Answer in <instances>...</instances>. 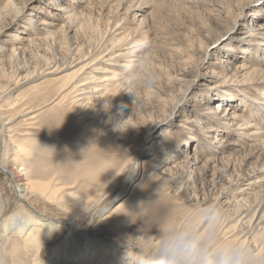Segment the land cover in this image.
I'll return each mask as SVG.
<instances>
[{"label":"rangeland","instance_id":"374dc122","mask_svg":"<svg viewBox=\"0 0 264 264\" xmlns=\"http://www.w3.org/2000/svg\"><path fill=\"white\" fill-rule=\"evenodd\" d=\"M65 8L70 10L68 14H64ZM261 26H264V0H0V47H17L19 44L15 42L16 36L34 37L30 44L22 45L27 48L25 51L16 54L8 52L0 58V73L4 75L0 78V85H8L7 90L0 95V106L5 108L8 103L14 102L19 106H33V109L43 107L38 111L39 127L47 131L53 140L38 142L37 137H28L29 148L33 150L35 160L40 154L49 158L43 163V168H53L61 184L71 186L67 192L86 199L91 209H70L71 206H65L67 203L50 204L37 200L30 201L35 208L29 205V210L36 215L40 214V217H51L60 222L76 219L79 223L77 226L82 230L121 207L122 212L116 216L126 224H135L137 234L142 235L143 232V235H148L150 229L181 216L188 206H200L202 203L198 204V199L199 202L203 201L210 191L214 197L220 193H233L234 187L229 186L227 180L223 183L224 191L220 192L222 186L218 191V188L212 191L213 179L203 173V163L197 165L198 170L193 171L185 162L189 160L185 159L187 155L194 156L196 152L201 159L215 154L210 152V143L217 137L224 138L227 134H206L208 137L200 138L204 141L201 143H196L197 139H187V135H190L197 124L205 128L214 124L206 113L212 112L218 103L225 107H235L237 113L243 116L241 122H254L264 132V106L258 104L261 107L258 108L250 101H264V51H261L264 50V45H260L261 49L256 51L252 45L255 41L250 38L253 32H259ZM42 28L47 29L44 32L40 30ZM141 36L149 37L154 43L155 81L150 86L136 87H132L133 83L130 82V88L133 89H128L131 92L128 96L133 103L126 107L119 108L124 100L120 101L117 96L109 101L111 103H107L106 108L93 105L97 109L92 107V112L100 117L102 123L98 129L101 130L100 133L98 132L96 139L92 138L86 134L83 126L75 122L71 107L67 103L60 105V99L51 103L59 96L58 89L62 85L56 78L68 75L77 68L68 69L69 71L60 75L45 77L41 76L42 68L71 62L83 55L109 59L97 66L110 67L130 47H133V51L139 48L131 42ZM145 55L148 54L143 50L135 52L133 56L136 57L131 60H139L140 64L141 56ZM230 61L231 64L228 63ZM245 63L257 70L252 76L253 79L246 83L242 80L245 72L239 71V67ZM94 68L96 67H91L88 72H92ZM140 69L127 70L124 75L135 77L138 71L141 73L144 70V66ZM17 81V84L21 82V86L17 85L15 88ZM13 111L6 112V116H10ZM111 115L116 117L113 122L116 121L117 124L114 127L115 136L109 139L105 138L103 132L106 125L104 121ZM157 121L161 122L157 124ZM183 122L185 125L180 127ZM26 128L23 126L21 131ZM78 129L80 130L77 131ZM5 134L10 135L7 132ZM118 135L126 142H133L130 146L133 145L131 149L135 150H131L123 142H118ZM263 137L261 141L264 140ZM162 138L167 141L164 146H170L182 154L181 158L166 163V166L161 162L162 152L152 154L149 150L151 146H157L156 143ZM23 139L24 137L17 136L18 143H23ZM232 139L234 142L239 140L237 136ZM83 140L85 143H82ZM261 141H245L243 148L232 145L226 149L225 154L240 149L233 156L235 165L227 166L225 160L219 166H224L223 169L229 175L234 176L241 172L242 177L248 179L254 172L256 174L259 169H264V142ZM54 143L57 144L58 152L62 153L53 149L57 148ZM195 147L198 148L197 151H194ZM140 149L147 154L145 156L149 155L147 158L155 165L160 179L154 182L151 177L145 178L142 171L145 157L140 160L139 170L132 175L133 165H129L119 184L115 185L113 180L120 162L125 163L132 158L134 151ZM55 156L63 160L60 161ZM166 168L169 170L165 171ZM35 169L31 168L30 171ZM0 173L3 175L0 177V195L5 206L0 215V223L3 224L7 218L21 213L22 206L8 175L1 170ZM187 176L195 184L192 181L186 182ZM189 185H195L197 190ZM104 191L107 192V197ZM255 191H258L256 196L249 199V202L241 203L240 208L225 206L231 212V220L225 226V236L248 238L253 246L258 242L256 248L264 251V234L255 237L258 231H255L254 225H249L250 228L246 223L235 226L236 212L241 209L243 212L255 202L264 200V188H255L253 192ZM237 199V196L231 194V203ZM254 214L255 210L251 217ZM261 225L260 228L264 226ZM98 230L100 233L96 238L106 241L107 238H114L113 246L117 249H121L118 244L129 241L125 238L127 235L119 239L106 228L100 227ZM1 233L0 230V264H52L46 256L49 253L48 246L43 247L42 259L37 262L34 261L35 248L27 249L20 242L21 239L18 241V238H5ZM85 243L86 240L82 239L83 249ZM132 251L128 252L131 254ZM121 256L119 259L125 261L123 264L130 262L128 254Z\"/></svg>","mask_w":264,"mask_h":264},{"label":"bare ground","instance_id":"6f19581e","mask_svg":"<svg viewBox=\"0 0 264 264\" xmlns=\"http://www.w3.org/2000/svg\"><path fill=\"white\" fill-rule=\"evenodd\" d=\"M63 10L66 12L64 14H68V12L70 11L66 8ZM46 29L42 28L40 30L45 32ZM28 36L27 37L16 36L15 42L19 44L17 45V47L15 45H14L15 47L13 46L11 47V49L0 47V58L6 56L8 52H11L10 54H16L22 50L25 51L27 48H25L24 46L22 47V45H25L27 43L30 44L34 38V37L31 38ZM250 38H252L255 41L252 44L255 50L259 51L261 49L260 45H264V44H261L262 41H264V26H261L259 32L258 31L253 32L250 35ZM132 48L130 47L127 52L121 54L119 56L120 59L115 61L114 64L110 61L112 63L110 67H102V65L97 66L99 63L103 61L108 62L109 59L104 60V58H101V57H89L87 55H83V56L74 58L71 62L67 61L60 65L56 64L55 66H52V67L50 66L47 68L46 67L42 68L43 69V71L41 72L42 77L60 75L66 71H69L68 69L77 68L76 70L72 71L68 75H62L56 78V80H58L59 83H61L62 85L60 86V88L58 87L59 89H58L57 95L59 96L56 97L51 103H54L58 101L59 99L60 100L58 103L60 105L61 104L64 105L67 103V105L71 107L70 110L72 111L73 116L75 117L74 118L75 122L81 125V127L83 126V128L86 129L85 131L86 134H88L92 138L96 139V136H98L97 135L98 132L101 131L98 129L100 128V124L102 123L100 120V117L94 112H92V109L94 108L93 105H96L99 107L101 106V108L103 107L106 108L107 107L106 105H108L107 103L111 99L112 100L115 99L116 96L120 99V101L124 100L122 102V105H119V108L126 107V105L132 102L131 100H129V96H128L129 93H131L128 91V89L130 88V84H131L130 82L132 81L129 79L130 77H127V75H124V72L127 70L135 71L137 68L140 69L143 66L141 63L139 64V60H136V59L131 60L132 57H136V56H133L134 53L135 52L137 53L138 51H141L142 49L137 48L136 50L133 51ZM261 51H264V50H261ZM89 54L91 55V52H89ZM111 60H113V58ZM125 61H128L129 63H123ZM228 63L231 64L232 62L230 61ZM94 66L96 68H94L92 72H88L89 70H91V67H94ZM239 71L245 72V74L242 75V80L244 83H246L248 80H252L253 79L252 76L254 75L255 72H257L256 69L248 66L246 63L239 67ZM0 74H1L0 78L4 76V75L2 76L3 73H0ZM139 74H140V71L137 72L136 76ZM236 78H238V76ZM3 80L5 79L3 78ZM25 81H23V83ZM17 83L18 81L14 85L15 88H17L21 84V82L20 84H17ZM1 85H0V95L4 93V91H6L8 88V85H4V84L2 86ZM130 89H133V88H130ZM127 96H128V99H126ZM131 96L133 95H130V97ZM250 101H252V103L254 102L258 108H261L259 107L258 104H262L264 106V101L260 102L254 99L253 100L250 99ZM26 106H19L17 103H14V102L8 103L5 106V108L0 106V170L8 175V180L15 187L17 199L20 202V205L22 206L21 213L7 218L3 224L0 223V230L2 232L1 236L5 238H18V241H20L19 239H21L20 242L27 249H29V247L35 248L36 255L34 257V261H37V262H39V260L42 259L43 247L46 245L49 247L48 249L49 253L46 254V256H47V259L49 258L50 263L52 264L53 263L55 264H99V263L103 264L104 262H106V264L108 263L115 264V262H117L118 264L119 263L123 264L125 261H122L121 259H119L120 257H122L121 255L123 254L127 255L129 253L128 251L142 248L144 245H146V241L144 239H139V240L136 239L137 237L140 236L139 235L140 233L137 234L138 232L134 228L136 227L135 224H132V223L126 224L125 222H123L121 219H119L116 216L118 213L120 214L122 212L121 207H118L112 214L107 215L106 217L105 216L100 217L96 222L94 221L93 224L90 223V226L82 230L77 226V224L79 223L77 222L76 219H69L67 222H60L59 220L53 219L51 217L50 218H47L46 216L40 217L39 216L40 214L36 215L34 211L29 210V208L27 207L29 205L30 207H34L33 205L31 206L30 201L42 200L50 204L67 203V205L65 206H68V207L71 206L70 209L81 208V210H84V211L91 210L88 207V201L86 199L79 198L76 194L70 193L69 191L67 192V189L71 188V186H68L66 183H63V182H62L63 184H61V180H59V178L57 177L58 175H56L57 173L55 170H53V168H43V163L47 162L49 158L47 159V157L40 154V155H37V159L35 160L36 156L33 153V150L29 148L30 138L37 137L38 142H44V141H47L48 139H51V136L49 133H47V131L39 127L40 117H39L38 111L40 112V110L43 107L42 108L38 107L37 109L36 108L33 109L34 108L33 106L31 107L30 106L26 107ZM8 111H13V113H11L10 116H6V112ZM263 111H264V108H263ZM206 115H210V117L209 116H206V117H209V119L212 120L214 124L208 125L205 128L203 126L200 127L196 123L197 125L194 126L195 129L191 130L190 135L189 134L187 135V139L189 140L194 139L195 141L197 139L196 143L198 142L201 143L203 141V140H200L202 136L204 138L208 137L206 136V134L210 135V134H213V132H217L219 136L221 133L223 134L226 133L227 136H225L224 138H220L216 136L217 138H215V140L210 143V145H212L210 146V152L213 151L215 152V154H212V155L209 154L208 157L201 159L199 155H197V152H196L194 156L187 155L185 159L186 160L189 159V160L185 162H187L186 163L188 164L187 166L194 169L193 171L198 170L199 166L197 167V165H199L200 163H203L202 167H204V171H205L203 173L207 174V176L210 175L213 179L212 180L213 184H211L212 191H215L217 188H218L217 189L218 191L219 187L221 186H222L221 187L222 190L220 189V192L224 191L225 189H223V183L225 180L228 181L229 186L234 187L233 193H229V194L222 193L221 194L219 192L220 194H218L217 196L215 195L216 197H214V195L211 194V191H210L209 193H207L205 197L206 199L204 198L203 201L206 200V202H208L209 200H215L216 202L222 204L224 207L226 205L228 206L233 205L232 207L234 208H240L242 205L241 203H246L245 201L249 202V199L256 196L258 191L253 192L255 188H264V169H259L256 172V174L254 172V175H251L248 179H245L244 177H242L243 173L241 172L235 173L234 176L229 175L228 172L223 169L224 166L221 168L219 166V163H222V161L226 160L225 162H227L228 164L227 166L229 165L234 166L235 164L233 161V158H234L233 156H235V154L239 152L240 149H235L233 151H230L228 154H225L226 149L231 148L232 145L240 146L241 148H243L245 146V141H252V142L261 141V138L264 136V132L261 131V128L254 122L253 123L241 122V119L243 116L242 114L237 113V110H235V107H228V106L225 107L223 104L218 103L217 107H215L212 112L206 113ZM115 118L116 117H113L111 115L107 117V119L104 121V123L106 122V125H104L105 131L103 132L104 133L103 135H105V138L111 139L115 136L114 127L117 124L115 123L116 121L113 122ZM19 119L21 120L19 121ZM17 120L19 122L14 125V123ZM110 122H113V123L110 124ZM160 122L161 121H157V124ZM36 123H37V127H36ZM184 125L185 124L183 122L180 124V127H183ZM23 126L27 128L26 130L22 132L21 128ZM79 130L80 129H78L77 131ZM6 132L9 133L10 135L6 136L5 134ZM17 136L24 137L22 141L23 143H18ZM236 136L239 138V140L237 142H234L232 138ZM117 140L118 142L120 141L128 145L130 149H131V146H133V145L130 146V144H132L133 142L132 143L126 142V140L120 137L119 135L117 136ZM261 142H264V140H262ZM82 143H85V141L83 140ZM166 144H167V141L162 138L156 143L157 146L155 147L151 146L149 148L152 154L162 152V155L164 156V158L162 156V161H161L163 162L162 164L163 166L164 165L166 166V163L175 162L177 159L181 158L182 156L181 152L178 153L179 152L178 150L174 151L173 148H171L170 146H167V147L164 146ZM55 146L57 147V144ZM43 147L44 146H42V148ZM128 148L126 149L128 150ZM53 149H55L57 152L59 150L58 147L57 148L53 147ZM197 149L198 148L195 147L194 151H197ZM55 150L53 151L56 152ZM58 153H62V152L59 151ZM145 155L147 154L144 152L143 149L136 150L133 152L132 158L126 160L125 163L120 162V164L117 167L118 171L113 180L115 185L119 184V182L121 181L123 177V174L125 173L126 168L129 165H133V170L131 173L132 175L137 171V169L139 170L141 166L140 160L145 157L146 159H144V161L142 162V171L145 175V178L147 179L148 177H151L152 181L154 182L159 180L160 177L154 168L155 165L149 158H147L149 157V155L148 156H145ZM63 156L66 157V155H63ZM56 158L60 159L58 157ZM52 159L53 158H50V160ZM62 160L60 159V161ZM51 162L53 163V161ZM19 163L21 164L19 165ZM33 166L36 169L34 171L33 170L30 171L31 168L32 169L34 168ZM159 167L161 166L159 165ZM167 170H169V168L165 169V171ZM211 171H212V174H209V172ZM1 176L3 175L0 173V177ZM172 180H175V178ZM190 181H192V183L194 182L190 176H187L186 182L189 183ZM193 184H195V182ZM190 188L197 190V187H195V185ZM109 193L110 192H108V194ZM106 194L107 192H105L104 195ZM231 194L232 195L234 194L235 196L238 197V199L234 203H231L230 201ZM107 196L108 195H106V197ZM203 201L199 202V199H198V204H201V203L203 204ZM40 203H43V202H40ZM99 203H101V200H99ZM4 208L5 206L2 200V196L0 195V215L4 211ZM254 210H255V214L254 216L251 217V214ZM263 210H264V200L258 203L255 202L253 205L250 206V208L243 210V212H241L242 211L241 209L240 212L239 211L236 212L237 221H236L235 226L237 227L240 223H246L248 227L249 225L250 227L251 225H254L253 227L255 231L256 230L258 231L256 232L255 237H257L258 235L264 234V226L260 228V226H262L261 224H264V220H263L264 211ZM50 222L52 224L58 225V227H51ZM100 227L106 228L110 233L113 234V236L119 239L124 238L127 235V237L125 238L129 239V241L127 242L124 241L122 245L118 244V247H121V249H117L115 246H113L114 238L113 239L107 238L108 241L104 239L96 238V235L100 233L98 230ZM82 239L86 240L84 249L81 246ZM253 244H255V242H253ZM256 244L254 247H257ZM96 258H99V259L95 260Z\"/></svg>","mask_w":264,"mask_h":264},{"label":"clouds","instance_id":"9594fccd","mask_svg":"<svg viewBox=\"0 0 264 264\" xmlns=\"http://www.w3.org/2000/svg\"><path fill=\"white\" fill-rule=\"evenodd\" d=\"M131 44L148 55L141 56L144 70L129 79L134 87L150 86L156 77L154 43L141 36ZM230 220V210L215 200L190 205L181 216L150 229V234L142 232L136 239H144L146 246L128 253L129 264H264V251L249 239L225 236ZM50 226L58 227L51 222Z\"/></svg>","mask_w":264,"mask_h":264}]
</instances>
